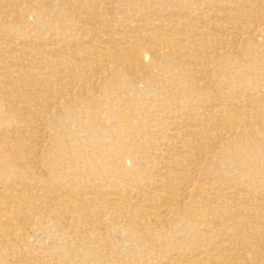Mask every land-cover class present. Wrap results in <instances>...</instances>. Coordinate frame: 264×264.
<instances>
[{
  "label": "bare ground",
  "instance_id": "obj_1",
  "mask_svg": "<svg viewBox=\"0 0 264 264\" xmlns=\"http://www.w3.org/2000/svg\"><path fill=\"white\" fill-rule=\"evenodd\" d=\"M0 264H264V0H0Z\"/></svg>",
  "mask_w": 264,
  "mask_h": 264
}]
</instances>
